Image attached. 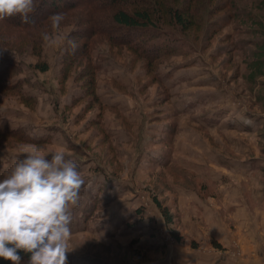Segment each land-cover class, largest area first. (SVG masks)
Listing matches in <instances>:
<instances>
[{
	"label": "rangeland",
	"instance_id": "1",
	"mask_svg": "<svg viewBox=\"0 0 264 264\" xmlns=\"http://www.w3.org/2000/svg\"><path fill=\"white\" fill-rule=\"evenodd\" d=\"M125 2L156 29L86 0L51 46L0 20V180L25 146L71 153L66 264H264V0Z\"/></svg>",
	"mask_w": 264,
	"mask_h": 264
},
{
	"label": "clouds",
	"instance_id": "2",
	"mask_svg": "<svg viewBox=\"0 0 264 264\" xmlns=\"http://www.w3.org/2000/svg\"><path fill=\"white\" fill-rule=\"evenodd\" d=\"M37 6L38 0H0V20L19 16L30 23ZM47 19L52 32L41 36L51 46L65 17L53 13ZM64 40L74 52L76 42ZM19 156L0 180V257L20 264L23 251L30 254L28 264H66L72 209L84 184L78 165L62 148L42 152L25 146Z\"/></svg>",
	"mask_w": 264,
	"mask_h": 264
},
{
	"label": "trees",
	"instance_id": "3",
	"mask_svg": "<svg viewBox=\"0 0 264 264\" xmlns=\"http://www.w3.org/2000/svg\"><path fill=\"white\" fill-rule=\"evenodd\" d=\"M78 0H38V6L36 11L31 14V21L30 23H23L19 16L14 17H6L3 21L7 22L8 24H12L15 26H22V27H29V26H40L44 21L53 13H58L61 10L65 9V6L70 5L71 3L74 4ZM126 0H86L87 2V9L94 12L99 9H103L104 6L107 5V8H114L115 9L111 12V18L117 27H122V29L126 30H137L142 33L144 30L148 28L156 29V26L152 22V17L147 10H128L123 5L126 3ZM62 3V6H59ZM169 17L173 20V24L180 25V26H187L186 21L184 20L183 14L179 10H171L169 11ZM138 39L133 40V43L139 48L141 47L140 51L147 55L151 53L152 57H158L163 52L162 49H155V50H147L144 47L140 46L145 43L142 34L138 35ZM143 48V49H142ZM148 51V52H147ZM161 51V52H160ZM41 71L45 70V66H42ZM11 72L10 66H6L0 70V77L4 74ZM16 84V83H15ZM14 84H10L12 86ZM162 215L170 221L169 216L161 210ZM19 255L21 256V261H28L30 254L25 253L23 251H19ZM0 264H13L10 260H5L4 258L0 257Z\"/></svg>",
	"mask_w": 264,
	"mask_h": 264
}]
</instances>
